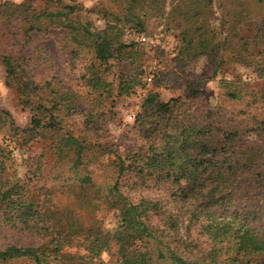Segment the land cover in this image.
Wrapping results in <instances>:
<instances>
[{
	"label": "trees",
	"instance_id": "trees-1",
	"mask_svg": "<svg viewBox=\"0 0 264 264\" xmlns=\"http://www.w3.org/2000/svg\"><path fill=\"white\" fill-rule=\"evenodd\" d=\"M141 1L130 0L126 10L129 18L126 23H130L129 28L134 33L142 32L143 25L140 16L131 14V10ZM178 1L183 7L177 14L182 21L180 48L170 62L173 67L180 69L188 61L186 58L189 54H208L218 49V41H214L215 35L206 25L211 15L210 8L218 3L215 0ZM238 1L243 3L242 0ZM241 3L232 2L230 5L240 8ZM255 3L259 9L255 10L254 17L260 16L257 34L264 44V0H255ZM62 9L66 12L71 10L67 6ZM33 11L27 1L18 5L6 1L0 3V43L12 51L0 55V64L6 83L13 86L20 103L30 114L18 145L27 142V131H40L49 141L48 150L61 161L65 152L74 153L84 149L82 141L61 130L54 118L56 104L64 106L71 113L77 110L72 104L75 94L68 87L62 88L53 92L50 101L43 100L48 103L47 106L41 104L36 97L38 86L25 69L30 60L24 53L26 45L32 41L33 35L47 33L42 25L43 20L63 16L62 28L68 29L65 35L74 43L70 54L77 58L85 48L91 50L92 61L91 64H84L82 77H85L88 89L101 92L106 90L101 75L108 61L125 54L129 56L127 50L132 45L119 41L122 31L116 24L120 23L118 17H114V25L107 24L103 30L92 31L86 23L68 25L66 13L55 11L35 14ZM233 12L231 10L228 15H233ZM223 16L227 15L220 12L218 29L226 30L223 32L236 39V45L242 44V37L235 34L232 23L227 30L228 21L223 22ZM11 24H14L12 32L9 31ZM6 39L9 43H6ZM11 54H16V57ZM99 67L103 68L102 71ZM170 74H162L159 81L169 78ZM45 87L51 90V83H46ZM237 95V92H231L227 96L237 100ZM258 99L264 101L263 91L258 94L253 92L250 96L252 103ZM181 106L179 99L162 102L148 93L142 101L140 118L146 112L169 118ZM177 113L170 122L155 123L168 129L164 131L159 148L153 151L155 146L149 147L148 151L153 155L147 157V154L144 159L143 149L133 146L126 166L117 158L118 173L129 171L140 179L147 176L169 180L182 193L185 191L179 182H184L190 195L185 192L183 196L190 202V207L193 204V210L190 211L193 219H189L184 228L189 232L192 226L206 236L209 249H200L195 243L197 241L191 237L189 240L177 237L174 233L178 226L176 216L169 221L165 219L161 222L162 228H159L153 222L154 215L159 211L157 204L144 200L133 203L117 188V181L107 185L99 195L96 188L89 190L93 187L90 177L74 173L70 185H66L65 189L68 195L73 194L75 197L71 196L70 201L56 205L53 192L43 184L37 186L30 181L11 183L4 179L2 173L5 171L7 155L0 149V187L16 186L9 200L0 201V233L18 228L40 238L36 246L2 244L0 264H102L88 255L67 250L89 246L105 250L111 242L119 248L116 264H250L264 257V225L261 228L254 227L247 219V215L258 214V211L264 215V116L257 120L254 114L247 115L236 121L238 117L234 115L235 118L230 116L228 120L212 124L189 118L182 112ZM5 124L16 138L19 128L15 127L8 113L0 109V125L2 127ZM100 206L113 211L116 225L111 232L103 230L96 217ZM251 208L254 213H251ZM91 209L95 213H90ZM195 214L204 218L200 220ZM168 230L173 231L171 235H168ZM249 240L252 242L251 247L246 244Z\"/></svg>",
	"mask_w": 264,
	"mask_h": 264
},
{
	"label": "rangeland",
	"instance_id": "rangeland-1",
	"mask_svg": "<svg viewBox=\"0 0 264 264\" xmlns=\"http://www.w3.org/2000/svg\"><path fill=\"white\" fill-rule=\"evenodd\" d=\"M2 1L14 5L27 1L35 14L55 11L66 13L68 25L72 26L74 22L80 25L86 23L92 31L103 30L107 24L114 25V17H118L120 23L116 24L122 31L119 41L132 45L127 50L129 56L125 54L108 61L101 75L105 92L92 91L85 84V77H82L83 66L85 63L91 64L92 52L85 48L77 58L70 54L74 43L65 35L68 29L62 28L63 16L43 20L42 25L47 33L42 36L33 35L32 41L26 45L24 53L30 60L25 69L38 86L36 97L41 104L47 106L48 103L43 100L50 101V97L54 96L53 92L62 88L68 87L75 94L72 104L77 110L71 113L64 106L56 104L54 118L61 130L82 141L84 149L74 153L65 152L61 161L48 150L49 141L40 131H27V142L18 145L21 134L27 128L30 114L20 103L13 86L6 83L4 69L0 64V109L8 113L15 127L19 128L14 138L9 126L0 125V149L7 155L3 178L11 183L30 181L37 186L43 184L53 192L56 205L70 201L71 196L75 197L73 194L68 195L65 189L66 185H70L74 173L90 177L93 187L89 190L96 188L99 195L107 185L117 181V188L133 203L144 200L157 204L159 211L154 215L153 222L159 228H162L161 222L165 219L169 221L176 216V236L183 240L191 237L197 241L195 243L200 249H209L206 236L192 226L189 232L184 228L188 220L193 219L190 213L193 204L190 207V202L183 196L185 192L190 195L184 182H179L185 191L182 193L169 180L162 181L147 176L140 179L128 173L129 171L118 173L117 158L126 166L133 146L143 149L144 159L147 154V157H151L153 154L148 151L149 147L155 146L153 151L159 148L164 131L168 129L156 126L155 123L166 120L170 122L178 115L177 112L212 124L228 120L234 115L238 117H234L236 121L247 115H255L257 120L264 116V101L258 99L252 103L250 100L253 92H264V44L257 34L260 16L254 17L255 10L259 9L255 0H242L243 3L238 0H215L218 4H213L210 8L211 15L206 25L213 31L218 49L208 54H189L186 58L188 61L180 69L173 67L170 62L180 48L182 21L177 14L183 7L178 4V0H142L132 8L131 14H138L143 25L140 33H134L129 28L130 23H126L129 19L126 10L130 0H0V3ZM232 2L241 3V7H231ZM63 6L70 7L71 10L66 12L62 9ZM231 10L234 14L228 15ZM220 12L227 15L221 17L223 22L228 21L227 30L232 23L235 34L242 37V44L236 45L237 40L223 32L226 30L218 29ZM12 19L10 17V21ZM11 25L10 32L14 29V24ZM220 31L223 33H217ZM140 35L144 36L146 42L138 41ZM6 43H9L7 39ZM10 52L9 47L0 43V55ZM11 55L16 57V54ZM99 68L102 71L103 68ZM170 72L169 78L159 81L162 74ZM145 75L152 76L149 84L142 80ZM49 82L51 90L45 87ZM126 87L128 89L125 90ZM231 92H237L239 99L231 100L227 96ZM148 93L162 102L179 99L182 106L169 118L148 112L140 118L143 112L142 101ZM128 115H131L130 120L127 119ZM158 131L161 132L157 135ZM36 163L39 164L37 172ZM15 190L16 186L0 187V201L9 200ZM100 207L96 217L101 228L111 232L116 225L113 211ZM196 210L199 212V209ZM89 212L95 213L93 209ZM251 213H254L252 208ZM257 213L247 215V219L254 227L261 228L264 225V215H260L259 211ZM195 217L200 220L204 218L197 214ZM172 232L168 230V235ZM39 239L29 231L14 228L0 233V246L4 243L36 246ZM246 244L251 247V240ZM67 251L88 255L102 264H116L119 248L111 242L105 250L89 246L71 247ZM250 264H264V257L255 259Z\"/></svg>",
	"mask_w": 264,
	"mask_h": 264
},
{
	"label": "built area",
	"instance_id": "built-area-1",
	"mask_svg": "<svg viewBox=\"0 0 264 264\" xmlns=\"http://www.w3.org/2000/svg\"><path fill=\"white\" fill-rule=\"evenodd\" d=\"M138 41L141 42V43H144V42H146V39L144 38V36L140 35L138 37ZM142 80H143V82L145 84H149L151 82V80H152V76L151 75H145ZM127 119L130 120L131 119V115H128Z\"/></svg>",
	"mask_w": 264,
	"mask_h": 264
}]
</instances>
